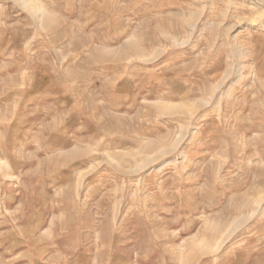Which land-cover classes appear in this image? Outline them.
Returning <instances> with one entry per match:
<instances>
[{
  "label": "rangeland",
  "instance_id": "rangeland-1",
  "mask_svg": "<svg viewBox=\"0 0 264 264\" xmlns=\"http://www.w3.org/2000/svg\"><path fill=\"white\" fill-rule=\"evenodd\" d=\"M0 264H264V0H0Z\"/></svg>",
  "mask_w": 264,
  "mask_h": 264
}]
</instances>
